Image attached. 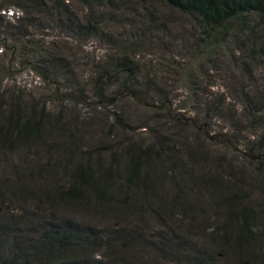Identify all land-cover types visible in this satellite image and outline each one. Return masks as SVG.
Wrapping results in <instances>:
<instances>
[{
	"label": "rangeland",
	"instance_id": "1",
	"mask_svg": "<svg viewBox=\"0 0 264 264\" xmlns=\"http://www.w3.org/2000/svg\"><path fill=\"white\" fill-rule=\"evenodd\" d=\"M67 4L71 11L78 10L81 22L90 12L87 6L91 7L90 21L96 22L98 30L95 36L65 34L48 23L34 27L20 22L18 9L0 11L3 105L8 110L11 105L17 107L22 115L41 113L47 130L34 147L19 151V162L9 155L0 156V217L26 216L29 223L49 218L51 211L42 194L65 189L76 168L99 171L110 166L115 175L126 167L125 152L141 149L154 155L161 151L176 156L183 168L172 178L164 170L156 194L165 209L174 199L178 215L186 210L185 220L176 219L174 213L169 218L147 214L148 209L145 215L117 218L113 210L92 212L89 205L83 211L60 206L54 212L98 229L103 244L95 261L184 264L180 258L146 251L143 244L132 243L122 250L120 242L125 240L121 239L131 231L149 243L165 231L170 237L179 234L185 242L201 243L213 226L212 212L224 206L222 196L228 194L219 186L209 195L208 185L202 183L209 176L219 177L220 184L237 192L242 204L264 201V147L257 145L264 135V114L249 115L242 99L230 97L225 87L253 84L263 89L264 59L250 79L243 73L240 52L233 45L227 49L216 43L218 52L200 55L195 48L199 32L192 20L169 9L162 0H67ZM145 15L150 16L153 32L140 35L144 21L137 19ZM47 54L66 60L64 69H55L56 76L45 73L43 58ZM125 55L134 57L139 65L138 83L133 88L143 90L147 84L149 99L141 95L128 98L125 76L117 73L114 64L110 66ZM222 61L228 67L225 73L218 67ZM108 65L118 81L98 75ZM152 87L162 91L160 96ZM224 97L225 117L219 118L213 105ZM120 185L116 182L115 186ZM215 253L217 264H253L235 261L227 251Z\"/></svg>",
	"mask_w": 264,
	"mask_h": 264
},
{
	"label": "trees",
	"instance_id": "2",
	"mask_svg": "<svg viewBox=\"0 0 264 264\" xmlns=\"http://www.w3.org/2000/svg\"><path fill=\"white\" fill-rule=\"evenodd\" d=\"M162 1L169 9L192 20L193 27L199 32L195 48L198 47L200 55H214L215 51L218 52L214 48L216 43L227 49H231L233 45L240 52L243 73L250 79L254 77L253 71L264 59V0ZM87 7L90 12L82 17L81 22L78 10L71 11L67 0H0V11L18 9L21 13L20 22L24 24H31L34 27L36 25L43 27L44 23L54 24L65 34L95 36L93 33H97V25L96 22L90 21L93 13L91 7ZM134 20L132 15L129 22L132 24ZM137 21H144L140 35L146 30L148 33L153 32L150 29V16L138 17ZM142 39L145 43L144 38ZM43 59L40 62L42 60L45 62L47 74H55V69L62 70L66 66L63 56L54 57L47 54ZM112 64L119 69L117 73L118 71L123 73L125 82L129 84L128 98L141 95L149 99L151 93L150 89H147V84L143 90L133 88V84L138 83L140 74L139 65L134 57L125 55L116 62H110V66ZM110 66L108 65V68L103 69L98 75L100 77L105 75L106 80L112 77L115 72ZM218 67L224 73L228 68L224 61L219 62ZM112 78L114 81L119 80L116 77ZM256 82L254 78L253 83ZM150 83L156 88L155 83ZM225 87L230 97L238 96L242 99L248 107L249 115L264 114V88L253 84L247 88L243 84L240 87L236 85ZM153 90L158 96L162 93L158 89ZM3 100L0 95V156L9 155L19 162V151L34 147L46 133L45 119L41 113L35 116L34 111L22 115L18 108L12 105L8 110L4 107ZM217 103L213 105L216 106L213 107L216 109L215 113L219 118H224L225 97L222 100L218 99ZM257 142L260 148L264 147V135H261ZM125 156L128 159L126 167L124 171H118V174L114 175L110 166L103 169L100 167L99 171H91L89 167L85 170L78 167L65 189L42 194L51 211L49 218L40 217L37 221L29 223L24 220L26 216L0 217V264H114L94 259L95 255L101 253L103 244L98 229L83 222L56 216L54 210L60 206L83 211L85 206L89 205L92 212L95 209L96 211L109 209L113 210V217H136L141 213L143 215L148 209L147 214L155 212L159 217L167 215L169 218V215L174 213L176 219L185 220L186 210L183 209L181 215H178L176 212L178 204L175 205L174 199L171 207L165 209L164 202L160 203L161 199L156 194L159 192L158 184L164 170L170 171L171 178L177 176L183 168L182 162L176 156H169L161 151L153 155L148 151L133 149L129 154L125 152ZM63 169L65 171V166ZM114 176L117 177L115 180ZM151 176L155 179L152 180ZM190 179L192 181V177ZM202 180L204 185H208L205 190L209 195H213L219 186L228 194L222 196L225 209L224 206H217L212 212L213 226L210 228V234L200 240L201 243H188L183 241L179 234L170 237L165 231L154 235L155 238L148 243L138 239L137 235L130 231L121 239L125 240L120 242L121 249L132 243L143 244L146 251L152 249L155 253L161 252L180 258L184 264H217L215 252L227 251L235 261L248 260L253 264H264V246H261L264 201L257 203L245 201L242 204L236 195L237 192L234 191L236 194H233L232 190H228V185H224L225 188L220 184L219 177L209 176ZM116 182L121 185L116 187ZM11 196L15 199L13 194Z\"/></svg>",
	"mask_w": 264,
	"mask_h": 264
}]
</instances>
